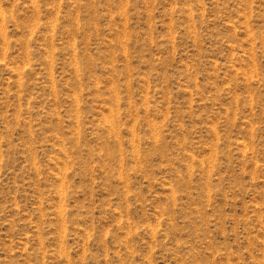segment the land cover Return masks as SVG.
<instances>
[{
  "label": "rangeland",
  "instance_id": "1",
  "mask_svg": "<svg viewBox=\"0 0 264 264\" xmlns=\"http://www.w3.org/2000/svg\"><path fill=\"white\" fill-rule=\"evenodd\" d=\"M0 264H264V0H0Z\"/></svg>",
  "mask_w": 264,
  "mask_h": 264
}]
</instances>
